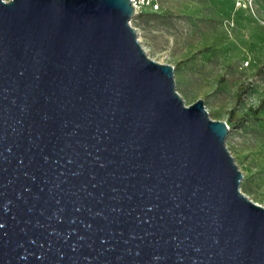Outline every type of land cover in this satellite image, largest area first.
<instances>
[{"label":"water","instance_id":"obj_1","mask_svg":"<svg viewBox=\"0 0 264 264\" xmlns=\"http://www.w3.org/2000/svg\"><path fill=\"white\" fill-rule=\"evenodd\" d=\"M130 0H0V264H264L228 126L185 105Z\"/></svg>","mask_w":264,"mask_h":264},{"label":"rangeland","instance_id":"obj_2","mask_svg":"<svg viewBox=\"0 0 264 264\" xmlns=\"http://www.w3.org/2000/svg\"><path fill=\"white\" fill-rule=\"evenodd\" d=\"M152 0L130 19L155 61L173 66L185 105L198 99L228 126L240 190L264 206V0Z\"/></svg>","mask_w":264,"mask_h":264},{"label":"built area","instance_id":"obj_3","mask_svg":"<svg viewBox=\"0 0 264 264\" xmlns=\"http://www.w3.org/2000/svg\"><path fill=\"white\" fill-rule=\"evenodd\" d=\"M132 6L134 7L135 14H139L142 12L143 8L146 6H153L154 8H158V4L153 3L152 0H130ZM253 0H237L236 6L248 8ZM131 23V21H130Z\"/></svg>","mask_w":264,"mask_h":264},{"label":"bare ground","instance_id":"obj_4","mask_svg":"<svg viewBox=\"0 0 264 264\" xmlns=\"http://www.w3.org/2000/svg\"><path fill=\"white\" fill-rule=\"evenodd\" d=\"M138 40H140V38H138Z\"/></svg>","mask_w":264,"mask_h":264}]
</instances>
